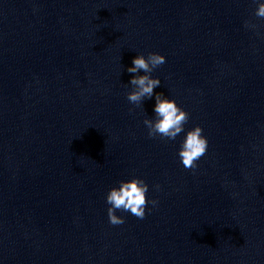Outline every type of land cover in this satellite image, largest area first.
<instances>
[{"label": "clouds", "instance_id": "9594fccd", "mask_svg": "<svg viewBox=\"0 0 264 264\" xmlns=\"http://www.w3.org/2000/svg\"><path fill=\"white\" fill-rule=\"evenodd\" d=\"M254 2L258 3L254 16L264 19V2H258V0ZM249 26L256 27L249 21H245V27ZM165 62V56L159 53L150 52L147 57L142 54L137 55L132 61L133 66L127 68L128 73L135 74L129 81L133 90L127 93V100L133 105L140 106L145 99H151L154 96V119L145 118L143 121L148 129V136L175 140L185 131L184 126L189 120V113L182 109L174 99L165 97L163 93H154V89L160 86L161 80L154 78L151 73ZM141 72L144 74H139ZM207 147V138L203 135V129L199 125L188 130L178 152L183 166L187 169H195L196 162L204 156ZM156 187L158 188L159 185ZM148 190V184L140 177L120 181L118 187H112L106 194V203L110 205L107 209L109 223L113 226L125 223V218L118 216L117 211L130 212L137 219H144L147 205L157 204L156 200L148 201L146 196Z\"/></svg>", "mask_w": 264, "mask_h": 264}]
</instances>
